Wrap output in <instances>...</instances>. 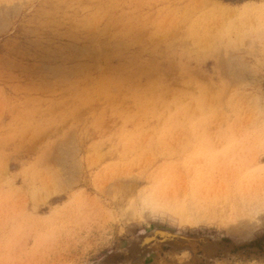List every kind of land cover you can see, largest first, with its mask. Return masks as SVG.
<instances>
[{
    "label": "rangeland",
    "instance_id": "374dc122",
    "mask_svg": "<svg viewBox=\"0 0 264 264\" xmlns=\"http://www.w3.org/2000/svg\"><path fill=\"white\" fill-rule=\"evenodd\" d=\"M158 229L209 243L126 264H264V0H0V264Z\"/></svg>",
    "mask_w": 264,
    "mask_h": 264
},
{
    "label": "water",
    "instance_id": "95a60500",
    "mask_svg": "<svg viewBox=\"0 0 264 264\" xmlns=\"http://www.w3.org/2000/svg\"><path fill=\"white\" fill-rule=\"evenodd\" d=\"M149 237L151 238L150 243H152L150 249L146 250L141 254H138L139 250L135 251V249H133L132 246L135 247V243L137 242L143 243V241H145ZM184 237L189 238V240H193V244L198 242H202L204 244L205 240L208 241V239L205 236L191 237L183 234H175L168 230L158 229L151 233L141 235L135 242H133L123 251L111 252L110 254L105 256L102 260H100L98 264H126L128 262H133L137 260L139 257H141L143 254H146L147 252L153 250L154 248L165 244H170L178 248L191 246L192 244H186L185 241H183ZM207 243H209V241ZM122 257L124 258L122 259Z\"/></svg>",
    "mask_w": 264,
    "mask_h": 264
},
{
    "label": "bare ground",
    "instance_id": "6f19581e",
    "mask_svg": "<svg viewBox=\"0 0 264 264\" xmlns=\"http://www.w3.org/2000/svg\"><path fill=\"white\" fill-rule=\"evenodd\" d=\"M67 238V237H66ZM150 241H151V238L149 237L148 239H146L145 241H143V243H141L140 245H137V244H135V247L133 246V249H135V251H138V250H140L139 248H140V246L141 245H143V244H145V245H149V246H151L152 245V243H150ZM139 254V253H138ZM145 256V254H143L141 257H144ZM141 257H139V258H141Z\"/></svg>",
    "mask_w": 264,
    "mask_h": 264
}]
</instances>
